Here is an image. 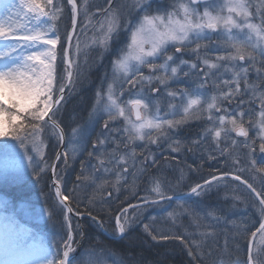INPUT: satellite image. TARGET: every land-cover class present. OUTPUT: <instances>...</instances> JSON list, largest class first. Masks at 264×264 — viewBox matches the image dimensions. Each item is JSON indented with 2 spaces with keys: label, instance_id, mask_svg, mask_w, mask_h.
<instances>
[{
  "label": "snow or ice",
  "instance_id": "obj_1",
  "mask_svg": "<svg viewBox=\"0 0 264 264\" xmlns=\"http://www.w3.org/2000/svg\"><path fill=\"white\" fill-rule=\"evenodd\" d=\"M163 2L164 0H105L107 7L97 9L101 19L94 23L96 13H89L88 0H83L81 5H78L77 0H66L67 5L71 6V29H66L62 37L59 21L64 15V0H0V154L3 156L0 172L6 175L11 171H19L26 163L33 177L39 181L45 173L51 171L52 186L68 228L67 239L53 241L49 254L48 246L33 238L30 229L20 225L0 207V264H57L55 257L59 252L54 247L56 243H62L64 249L58 264H73L70 254L75 251L72 245L75 243L73 234L76 229L71 223L70 214L79 217L87 215L103 229V221L93 214L90 207L85 206L86 211H80L82 201H78L75 194L81 187L80 183L68 193L62 191L56 162L63 157L65 167L68 166L67 150L57 152L55 162H50L45 151L44 134L49 129L58 145L65 142L59 114L66 100V89L69 95L73 89V77L82 75L78 62L81 47L77 35V18L81 15L85 23L80 25V32L92 28L95 33H99V36H93L92 44L103 50L100 60L103 59V53L109 50L113 39L118 38L122 31L129 36L127 51L113 62L114 70L123 73V81L119 84L113 81L106 89L97 90L95 103L87 119L74 127L70 135V141H80L86 145L94 123L106 117L101 134L92 143L93 150L83 149L87 151L89 158L97 161L92 165L93 172L109 175L115 169L114 183L105 180L96 187L102 200L105 193L108 197L113 195V191L109 189L119 193L118 185L121 182L127 183L129 158L133 161V180L142 177L150 166L157 163L155 156L145 155L148 144L159 146L162 140L171 139L170 132L188 122L191 111L202 106V91L212 77H215L212 85L218 89V94L212 95L206 102L204 110L207 112V120L213 126L206 128L203 135L211 134L219 147L221 142L227 145L228 140H231L232 146L237 145L238 141L232 138V133H235L236 137L244 138L242 147L248 149L247 167L242 166L241 159L236 157L232 161L235 172L217 169L218 174L204 179L202 183H196L187 194L176 192L159 177H150L151 187L146 194L137 203L122 207L115 216L116 234L123 238L148 209L167 205L173 199L181 201L185 195L203 197L218 191L221 180L231 176L259 198V215L262 219L252 236L255 237L257 233L264 235V166L257 168L254 159L257 144L259 152L264 154V0H260L258 4L254 0H175L167 8L153 9V3ZM137 14L138 18L133 20ZM214 35L215 44L212 43ZM192 45L195 47H191ZM169 46L174 48V52L169 51ZM210 46L218 53L215 59L208 56ZM189 48L200 63L181 59L178 65L172 66L175 54L183 53ZM157 60L162 62L157 63ZM181 65H186L189 69L183 73L184 76L195 75L198 82L194 89L173 90L168 86L169 80L178 79ZM143 67H147L151 74L144 75L141 71ZM197 69L199 71H195ZM250 73L255 74L254 81H250ZM226 74L227 79L224 78ZM154 82L164 85L169 97L168 111L163 115L159 100L151 101L143 88L136 93L131 92L138 84L152 85ZM125 84L129 87L125 88ZM159 91V88H151L152 93ZM125 92L128 93L126 99L123 98ZM233 103L235 108L226 106ZM253 104L258 106L254 108ZM152 107L154 112H151ZM181 109L183 114L176 119ZM130 113L135 120L131 119ZM169 116L173 118H167ZM121 119L125 125L123 129L115 126ZM121 131L123 137L118 140L114 133ZM250 131H254L251 137ZM201 139L193 140L192 144H200ZM135 141H147L139 156L145 161L150 158L151 165L143 163L136 167L135 147L130 153L115 155L122 143L127 148ZM107 143H113L115 148L106 160L104 151ZM180 144V140H172L169 148L172 152H179ZM227 154V147L221 149V156L226 157ZM210 158L216 159L215 156ZM110 164L112 168L108 167ZM86 166L82 161L81 174L76 176V181L88 179L82 175ZM249 167L258 174L261 184L259 192L251 182L257 176L242 178L241 174L248 171ZM183 179L181 170L177 185ZM135 187L134 184V195ZM89 204H93L91 199ZM129 209H132L131 213ZM189 212V207L180 204L175 212H168L167 215L174 221ZM208 216L214 224H209L208 230L199 234L200 241L194 240L187 233L154 234L155 228L148 223L143 224V230L153 241H181L186 246L188 256L199 264H204V256L210 258L209 264H216L215 259L211 258L212 252L205 251L209 247L206 242L210 237L217 236L216 226L228 224L229 221L227 216L213 215L212 212ZM155 219L152 217L153 223ZM231 223L236 226L235 221ZM240 224L243 227L236 226L237 232H247L248 224L243 220ZM231 239L232 251L239 253L240 235H234ZM220 251L229 256L230 264H240L238 258L231 259L227 241ZM247 264H256L251 245L248 248Z\"/></svg>",
  "mask_w": 264,
  "mask_h": 264
},
{
  "label": "rangeland",
  "instance_id": "obj_2",
  "mask_svg": "<svg viewBox=\"0 0 264 264\" xmlns=\"http://www.w3.org/2000/svg\"><path fill=\"white\" fill-rule=\"evenodd\" d=\"M130 2V0H129ZM175 0H164V2L162 4H158V3H153L155 4L157 7L160 8H166L169 7L171 3H174ZM255 3H260V0H254ZM78 5H81L83 3V0H77ZM107 7L105 0H88V11L89 13H96V15L93 17V22L95 23L96 21L101 19V14L97 12L98 8H104ZM70 5H67L66 0H64V15L63 18L59 21V30H60V35L63 37L65 35V30L68 29L70 30L71 27V19H70ZM85 23L83 15L79 16V21H78V27H77V35L79 36V40H80V47H81V53L79 56V65H80V71L82 73L81 76L79 77H73L74 80V85H73V89L71 91V94H68V91L66 92V102H63V107L61 108L60 111V117L64 118V105H66V103L68 104L71 100V98H73L77 92L79 93L81 89L85 88L87 89L90 86H93V84L95 83L96 77L94 78L93 76V72H96L98 70V64H100V54L103 51L98 45H93L92 44V38L94 35L99 36V33H95L94 30L92 28H89L88 30H86L85 32H80V25ZM122 31L119 35L118 38H114L113 41L111 42V46L110 48H112L113 46L119 44V42L121 41V39L123 37H128L127 33H124ZM122 34V36H121ZM73 43L75 44V40L73 41ZM125 42H122L121 46H119L118 50L112 55L111 59L109 60V71L104 73H100V74H96V76L98 77V81H97V87H96V91L93 93V99L94 102L92 104V108L93 105L95 103V97H96V92L98 89L104 90L107 88V85L109 83H112L113 81H116L117 84H119V82L123 81L124 76L123 73H120L118 71L114 70V64L113 62L117 59L120 58V56L127 51V43H129V40L126 44H124ZM203 41L201 42V44L203 45ZM213 44L216 43V36H213ZM191 47H195V45H192ZM110 48L107 52L103 53V57H106V53H108L110 51ZM169 51L170 52H174V48H172L171 46H169ZM217 51H215L211 46L209 47L208 50V56L211 59H215V56L217 55ZM176 59L173 63L172 66H176L179 64L180 60H186L189 62H195L197 64H199L200 62L197 60L195 54L191 53V48L185 50L183 53H176ZM201 56H204V51L203 48L201 50ZM106 59V58H105ZM103 60V59H102ZM101 60V61H102ZM162 60H157V63H161ZM200 67L202 68L203 65H200ZM181 70L178 73V79L173 78L171 80L168 81V86L173 89V90H179V89H183V88H188V89H194L196 87V83L198 82L196 80L195 75H191V76H184L183 73L186 71H189L188 67L186 65H181L180 66ZM141 71L144 73V75H149L150 70L147 67H143L141 69ZM195 71H199V69L195 70ZM92 74V76H91ZM159 74V73H157ZM169 75H171L170 70H169ZM225 79L228 78V75L226 74L224 76ZM95 79V80H94ZM137 79H139V77H137ZM215 79V77H212L211 79L208 80V83L206 84L205 88L202 91V106L198 109H193L191 111V114L188 118V122L186 124H184L182 127H180L178 130H175L173 132H170L169 135L171 137V139L169 140H162L159 144V146L155 145V144H148L147 149L145 150V155L148 157L151 156H155L156 161L157 159L162 156V155H166V156H171V157H176V158H187V157H191V153H193V144L192 141L202 138L201 143L200 144H204L205 147L211 146V148L209 150H207L208 153L210 154H215L219 151L221 152V149H224L225 147H227V150L230 151L234 148H239L244 152V148L242 147V141L244 140V138L242 137H236L235 133H232V138L236 139L238 141L237 145L232 146L231 145V140H228L227 145L223 142H221L220 146L217 147L211 134H208L207 136H204V130L208 127L213 126L211 124V122H209L207 120V112L204 110L206 108V102L210 100L212 95L218 94V89L214 88L212 85V80ZM250 81H254L255 80V74L250 73L249 76ZM85 84V85H83ZM129 86L127 84H125V88H128ZM141 88L144 89L145 94H147L150 97L151 101H156L159 100L160 102V108H161V115L164 114L165 111H168V103H169V97L167 96L166 93V89L164 85H159L158 83H153L152 85H148V84H143V85H137L136 88H132L131 92L132 93H136L138 92ZM151 88H159V92L158 93H152L151 92ZM123 98H128V93L125 92V96ZM229 108H235V103L231 104V105H226ZM258 105L257 104H253V107L256 108ZM88 109L86 110L85 113H83V116H81L82 122L80 124H83L85 122V120L88 117L89 112L92 110ZM154 107L151 108V112H154ZM182 109L179 111L178 115L175 117L176 119L180 118V115H182ZM221 113H214V115H219ZM131 119L135 120V117L133 114H131ZM167 118H173L171 116L167 117ZM77 119V118H76ZM76 119L73 121L75 122ZM104 119H106V117H104L103 119H98L95 123L94 126L91 128L90 131V135L87 138V144L84 145L82 144V142L80 141H70V135H71V130L76 127L78 124L80 119H77L78 123L75 126H71L69 129L68 134L66 135V147L65 150H67L68 152V164L76 161L79 157H81L83 154H87V151L83 150L84 148H88L89 147V142L92 138V135L95 136V139L98 135L101 134L102 130H103V123H104ZM76 121V122H77ZM70 123V122H69ZM197 125V126H196ZM116 127H119L121 129H123L124 122L123 120H118L116 122ZM187 129L190 132L191 135L187 136L184 133H181L182 130ZM65 131V130H64ZM66 132V131H65ZM115 137L119 140L123 137V132H119V133H114ZM250 137L254 135V131H250L249 133ZM44 139H45V143H46V154L49 151V145L53 144V147L55 148V152L57 153L61 147V145L57 144L56 139L52 136L51 134V129H49L45 134H44ZM48 139L50 140V144H48ZM124 139L126 140V137H124ZM180 140L181 144H180V151L179 152H172L171 149L169 148V144L172 142V140ZM227 139V138H225ZM147 143V141L141 142V141H135L132 144H129L127 148L124 147V144L122 143L120 146V150L118 152L115 153L116 156H119L121 154H127L130 153L131 149L133 147L136 148L137 150V159L135 161L136 167H140L143 163H148L149 165H151V159L149 158L147 161L144 160L143 157L139 156V152L141 151V149H144L145 144ZM174 147L176 145H173ZM115 148V145L113 143H107L105 145V151H104V158L107 160L108 156L110 153H112V150ZM191 148L192 150L189 151L188 149ZM91 150H93L91 148ZM98 151V150H97ZM17 152L19 153V149H17ZM245 152H248V149H246ZM99 154V151H98ZM245 154V153H244ZM49 155V154H48ZM47 155V156H48ZM56 155V154H55ZM55 158V157H54ZM254 159L257 161L258 159L262 160V163H264V154L260 153L258 150V144H257V151L254 155ZM248 160L247 157L245 158V165L248 166ZM63 161V157L61 158V161L57 167V174L59 171V167L61 165V162ZM259 161V160H258ZM53 162V161H52ZM3 163V156L2 154H0V166H2ZM97 161L94 158H88V167L85 169V173L86 172H90L89 179H86V181H82L79 182L81 184V187L78 188L76 190L78 199L80 201L85 200L86 198V202L89 203V200L91 199L93 201V204L95 203H106L107 201L111 200L113 195H118L119 193H116L115 190L109 189L111 191H113V195L111 197H108L105 193V197L101 198L100 194L97 192L96 195H94L92 197V195L90 196V191L91 193L94 191H96V187L100 184H103L105 179L101 182V183H96V180L98 178H102V177H106L107 175H105L102 172H93L92 169V165L96 164ZM64 165V164H62ZM61 165V166H62ZM133 161L131 158H129V163H128V167H129V173H128V177H127V182L129 183L128 189L130 192V197L127 199L126 203H129L131 201H135V203L138 202L140 197H143L147 190L150 189L151 184H150V177H159L161 180H164L166 184H170L174 190L176 192H180V193H186V191L188 192L190 190V187H192L190 184H188L187 179H183V181H181L178 185H177V180L181 175V170H187L186 168L181 167V165H175L172 163H170V165L166 166V167H162L160 168L157 164L150 166V172L147 171L142 177H139L136 180H133V176H132V172H133ZM108 167L112 168L113 166L110 164L108 165ZM254 171V170H253ZM50 172V171H48ZM188 172V171H187ZM247 174L253 175L252 169L249 167L248 171H246ZM112 174L114 177V179H111V183L115 182V169L113 170ZM109 174V175H110ZM184 177H187V173H183ZM258 177V175H257ZM30 181L32 183V185H36L38 187H40L42 180L37 181L33 175L31 174V171L27 168L26 163L25 165L22 167L21 170L19 171H11L9 173H7L6 175L3 174L2 172H0V207L3 208V211L5 214L11 215L15 220H17L19 222L20 225L24 226L27 229L31 230V234L33 236V238L38 239L39 242L45 244L46 246L49 247V254H51L52 251V247H53V241H61V239L66 240L67 239V235L65 234V231H68L67 228V224L65 223L64 219H62L63 221H60V229H58V226L54 225L53 220L51 218H49V213H47L41 205H30L28 203H20V204H12L10 201H8V192L11 191L9 190L8 187H10V185H12V183H18V182H27ZM136 185L135 187V195L133 194V185ZM91 185V187H90ZM122 186V182L120 185H118V187L120 188ZM194 186V185H193ZM223 184L220 183V187H222ZM107 187V186H106ZM219 187V188H220ZM40 188H38V190H40ZM84 193H87L84 194ZM217 193V191H213L208 195H205L203 197H196V196H192L190 198H194L196 199V203L197 204H189L186 207H189L191 209V212H189L188 214L179 216L178 218H176L174 221L172 219L168 218V212H175L178 209L179 205H173L171 203L161 206V207H153L148 209L147 211H145L143 213V216L140 218V221L137 222V224L132 227L131 229L128 230V232L124 235L123 238H121L119 235L116 234V229H113V235L112 237H115L117 239H121L123 240L125 237L128 236L129 233H132L133 231H137L139 230L143 235H147L148 238H151L148 234H146L143 230V224L148 223L151 224L154 228H155V233L154 234H160V233H164V234H172V235H176V234H183L185 231L188 232L189 235H192V232L189 230H187L188 225L191 223H195V220H193L192 216L195 212L198 211H204L205 212V216L208 218L207 219V223L209 221L214 222L210 216H208L209 212H214L215 209L211 208L209 206L204 207V203L202 204L201 200H203V198H208L211 194ZM171 194V193H169ZM89 196V197H88ZM199 199V200H198ZM35 201V200H34ZM107 204V203H106ZM129 212H132V209H129ZM221 213H225L223 209H220ZM218 211V214L221 215ZM213 214V213H212ZM214 215V214H213ZM71 216V215H70ZM152 217H155V222L153 223L152 221ZM85 218V217H84ZM185 218L186 219V223L185 226L187 227H183L182 226V222H180V219ZM189 218V219H187ZM82 217L78 218L75 216H71V223L73 225V227L76 229V231L74 232V241L75 243H73V247L75 248V251L73 253L70 254V259L73 261V264H78V262H82V264H136L135 262H131L126 260L125 258L119 257L118 255L108 252V251H103V250H98V249H94L92 247H84L83 244H81L80 242L76 241V235H77V231L79 228H81L83 226V222H82ZM77 220V221H74ZM206 221V220H205ZM62 224V225H61ZM114 227H115V219H114ZM195 226H192V228H194ZM65 230V231H64ZM195 234V232H193ZM135 234V233H134ZM185 234V233H184ZM84 236V235H82ZM252 238V237H251ZM250 238V239H251ZM151 241H153L151 239ZM154 242H161V240H157ZM79 243V244H78ZM161 244V243H160ZM249 244V243H248ZM262 244H264V235L259 234L258 237L256 238L254 247H253V251L252 254L255 257L257 254V252L260 251L259 246H262ZM54 247L58 250L59 254L55 257L57 264H58V260L60 258H62V252H63V246L62 243H56L54 245ZM133 257V261H139L137 259V257ZM137 264H156L153 261H142L140 263Z\"/></svg>",
  "mask_w": 264,
  "mask_h": 264
},
{
  "label": "trees",
  "instance_id": "obj_3",
  "mask_svg": "<svg viewBox=\"0 0 264 264\" xmlns=\"http://www.w3.org/2000/svg\"><path fill=\"white\" fill-rule=\"evenodd\" d=\"M118 44L110 48V51L106 53V57H103V60H100V64H98V70L93 72L94 78L96 77L95 83L93 86L88 87L87 89L83 88L80 92L74 94L75 96L71 98L70 102L64 105V118L60 117L59 114V122L61 126L68 134L69 129L71 126L77 125V119H80L79 123L82 122L81 116L86 110L92 108V104L94 102L93 93L96 91L98 77L96 74H100L102 72L106 73L109 71V60L111 59L112 55L116 51ZM106 58V59H105ZM107 74V73H106ZM92 76V74H91ZM85 85V84H83ZM68 100V99H67ZM66 100V101H67ZM65 101V102H66ZM77 118V119H76ZM76 119L75 122H73ZM70 122V123H69ZM71 125V126H69ZM197 126V125H196ZM185 135H191L187 129L181 131ZM95 140V136L92 135V138L89 142L88 150H91L92 143ZM202 141V140H201ZM48 144H50V140L48 139ZM193 153H191V157H187L184 159L176 158L175 159L171 156L162 155L157 159V165L162 168L168 165H181L182 169L187 167V170H183V173H187L188 184L191 186H195L196 183H202L204 179L210 178L214 174L217 173V169L220 171L228 170L229 172H235V168L233 167L232 161L234 158L239 157L242 161V166H245V158L249 159L248 152H245L246 149L244 148V152L239 148H234L230 151L227 150L228 154L226 157L221 156L220 152L218 151L216 155L210 154L207 152L211 148V146L205 147L204 144L193 145ZM245 153V154H244ZM49 154V155H48ZM55 148L53 144L49 145V151L47 152L48 157L50 158V162L53 161L55 157ZM210 156H215L216 159H211ZM167 157V159H165ZM88 155L83 154L79 157L76 161L68 164L65 167L64 162H61L59 167L58 175L60 177V182L63 186V191L68 193L70 192L77 183L76 176L81 174V162H85L88 167ZM259 160V161H258ZM256 161V167L259 168L264 166L262 160L258 159ZM191 166V167H190ZM85 168V169H86ZM150 168V167H149ZM85 169L82 173L84 177H88L90 172L85 173ZM150 172V169H148ZM188 171V172H187ZM253 175L247 174L246 172L242 173V178H250L252 176H257L258 174L253 171ZM114 176L112 174L107 175L106 177L98 178L96 183H101L104 179L108 180L111 183V179ZM41 189L38 190V186L32 185L30 181L27 182H18L12 183L10 185L8 192V201L12 204H20V203H28L30 205H41L47 213H49V218L53 220L54 225L58 226L60 229V221H63L64 212L62 211V207L59 205L57 199L55 198L53 187L51 185L49 172L43 175V179H41ZM86 181V180H83ZM254 183V186L257 192L261 191V184L259 178L255 181H251ZM223 184L222 187L219 188L217 193L211 194L208 198H203L201 200L204 207L209 206L214 208L215 211L212 212L214 215L220 212V209H223L225 213H221V216H227L229 223L228 224H220L216 226V237H210L209 240L206 242L209 247L205 249V251L212 252V259H215L216 264H230L229 256L224 255L220 249L224 246L225 242L227 241L228 245V252L231 255V259H239L240 264H247V250H248V243L250 242V238L252 237V232L256 231V228L259 227V223L261 222V216L259 215V202L257 199L249 192V190L243 186L241 183L233 180V179H224L221 180ZM129 183L126 184L122 182V186L120 187L119 194L113 195L112 199L107 201L106 203H95L89 204L85 200L82 201L80 204V211H86L85 206L91 208L94 215H97L98 219L103 221V225L108 233L113 235L114 227V219L115 216L118 214L119 210L122 207H126L129 203H135V201H131L126 203L127 199L130 197V192L128 189ZM91 187V185H90ZM92 188V187H91ZM187 192V191H186ZM76 197L78 199L77 193ZM87 195V193H84ZM97 194V191L94 193L90 191V196L92 197ZM89 197V196H88ZM35 200V201H34ZM199 200V199H198ZM196 199L194 198H187L181 201H172L170 202L173 205H180L184 204L188 206L191 204H197ZM75 208L76 205L72 204ZM195 223L189 224L188 227L185 226L186 219H180L182 222L183 227H187L189 232H192V238L196 241L201 240V236L199 235L202 232L208 230L207 226L209 224H214V222L209 221L207 223V217L205 216L204 211L195 212L192 216ZM189 219V218H187ZM206 220V221H205ZM244 221L248 224V231L247 232H237V227H243L240 222ZM77 221V220H74ZM231 221L236 222V226H233ZM83 226L78 229L76 235V241L82 242L81 244L84 247H92L94 249L108 251L118 255L119 257L125 258L128 261L140 263L142 261H153L156 264H199L198 261H194L190 258L187 254V249L184 243L179 240H172L169 239L167 241L161 240V242H154L151 241V238H148L147 235H143L139 230L133 231L129 233L128 236L121 240H114L106 236L102 233L98 225L92 221L90 218H83L82 219ZM62 225V224H61ZM192 226H195L191 229ZM65 231V230H64ZM195 232V234L193 233ZM135 233V234H134ZM184 233H187L185 231ZM184 233L179 235H184ZM67 235V231H65ZM84 236H82V235ZM239 234L240 239V247L241 251L239 253L233 252V241L232 237L234 235ZM158 235V234H157ZM161 243V244H160ZM79 244V243H78ZM260 251L255 254L256 256L255 261L256 264H264V244L259 246ZM137 257L139 261H133V256ZM203 255V253H201ZM209 257L204 256V264H209Z\"/></svg>",
  "mask_w": 264,
  "mask_h": 264
},
{
  "label": "water",
  "instance_id": "obj_4",
  "mask_svg": "<svg viewBox=\"0 0 264 264\" xmlns=\"http://www.w3.org/2000/svg\"><path fill=\"white\" fill-rule=\"evenodd\" d=\"M77 20L79 21V16H78V18H77ZM70 29H71V27H70ZM66 92H67V89H66ZM64 134H65V132H64ZM65 147H66V136H65V142H64V144L63 145H61V147H60V149H59V151L58 152H60V153H63L64 152V150H65ZM53 162H55V158H54V161ZM57 163V167H58V165H59V163H60V161L59 162H56ZM50 178H51V182H52V185H53V177H52V173H51V171H50ZM227 178H230V179H232V177L231 176H229V177H227ZM239 182V181H238ZM241 183V182H240ZM242 184V183H241ZM242 185H244V184H242ZM245 186V185H244ZM246 187V186H245ZM62 188V187H61ZM247 188V187H246ZM248 189V188H247ZM249 190V189H248ZM250 191V190H249ZM251 192V191H250ZM54 193H55V189H54ZM252 193V192H251ZM187 194V193H186ZM256 198H257V196L254 194V193H252ZM190 196H192V195H185L184 196V199L185 198H188V197H190ZM173 200H175V199H173ZM257 200L259 201V198H257ZM71 216H75V217H78V218H81V217H79V216H76L75 214H70ZM84 216H86V215H84ZM101 228V227H100ZM102 230V232L105 234V235H107L108 236V233L105 231V229H104V227H103V229H101ZM260 233H257L256 234V236L255 237H253L252 236V238L250 239V243H249V245H251V250L253 251V247H254V244H255V241H256V238L258 237V235H259ZM249 248V247H248Z\"/></svg>",
  "mask_w": 264,
  "mask_h": 264
},
{
  "label": "flooded vegetation",
  "instance_id": "obj_5",
  "mask_svg": "<svg viewBox=\"0 0 264 264\" xmlns=\"http://www.w3.org/2000/svg\"><path fill=\"white\" fill-rule=\"evenodd\" d=\"M152 7H153V9L157 8V6H156L155 4H153ZM166 8H167V7H166ZM137 18H138V14H137V16H134V17H133V20H135V19H137ZM124 33H125V32H124ZM124 33H123V34H124ZM121 36H122V34H121ZM122 37H123V36H122ZM128 40H129L128 37H126V36L123 37V38L121 39V41L119 42V44H118V46H117V48H116V51L118 50L119 46H121L122 42H125L124 44H126V43L128 42ZM116 51H115V52H116ZM115 52H114V53H115ZM125 238H126V237H125ZM125 238H124V239H125Z\"/></svg>",
  "mask_w": 264,
  "mask_h": 264
}]
</instances>
